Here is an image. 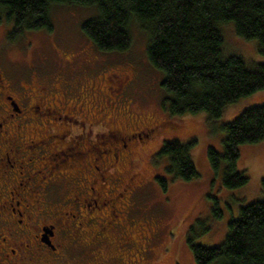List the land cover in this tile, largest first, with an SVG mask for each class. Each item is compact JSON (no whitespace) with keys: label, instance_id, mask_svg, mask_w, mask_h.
Listing matches in <instances>:
<instances>
[{"label":"flooded vegetation","instance_id":"1","mask_svg":"<svg viewBox=\"0 0 264 264\" xmlns=\"http://www.w3.org/2000/svg\"><path fill=\"white\" fill-rule=\"evenodd\" d=\"M1 63L0 264H155L165 220L137 214L146 179L130 166L162 123L131 127L142 117L112 100L118 88L124 124L99 114L108 100L94 81L79 87L65 70L16 79Z\"/></svg>","mask_w":264,"mask_h":264},{"label":"rangeland","instance_id":"2","mask_svg":"<svg viewBox=\"0 0 264 264\" xmlns=\"http://www.w3.org/2000/svg\"><path fill=\"white\" fill-rule=\"evenodd\" d=\"M50 15L51 31L42 29L18 33L12 22L5 19L0 22L2 67L9 74L13 72L16 79L18 74L19 78L27 79L30 72L49 75L65 70L78 81L79 87L94 81L103 89L100 98L103 96L108 100V107L105 101L100 100L103 109L99 114L112 115L116 117L112 120L115 124L120 121L124 124L127 116L122 117L116 103L111 104L110 99L112 87L118 88L120 94L117 91L112 100L121 97L130 103L134 115L143 118L131 127L146 121L150 126L164 125L158 127L159 131L147 148L138 150L131 157L130 172L137 171L146 179L145 186L137 193L138 203L135 205L140 212L137 214L165 220L159 241L153 245L152 261L155 264H196L191 244L220 246L241 207L264 199V140L240 147L237 169L249 177L248 183L241 188H226L222 183L225 164L217 174L208 157L209 149L224 153V126L245 110L259 105L264 90L229 104L218 119L207 112L169 116L162 111L168 96L162 87L165 73L149 63L146 54L148 38L140 24L132 23V44L126 51L103 52L82 30L85 22L97 16L96 7L53 4ZM221 30L225 57L241 56L251 68L264 64V55L259 51L257 40L238 36L232 23L222 25ZM74 68L79 71L74 72ZM174 140L192 143L191 157L197 167L198 178L183 181L167 172L168 162L159 157V151L166 142ZM158 178L165 182L162 184Z\"/></svg>","mask_w":264,"mask_h":264},{"label":"trees","instance_id":"3","mask_svg":"<svg viewBox=\"0 0 264 264\" xmlns=\"http://www.w3.org/2000/svg\"><path fill=\"white\" fill-rule=\"evenodd\" d=\"M53 4L96 7L97 16L82 30L103 52L126 51L132 23L140 24L148 38L149 63L165 73L163 103L172 116L207 112L218 119L229 104L264 90V64L251 68L241 56L225 57L221 30L232 23L238 36L257 40L264 55V0H0V22H12L18 33L51 31ZM223 129L224 153L209 149V161L217 174L225 164L226 188H241L249 177L237 169L240 147L264 140V96ZM191 145L174 140L159 151L175 179L199 177ZM191 248L196 264H264V199L241 207L223 244Z\"/></svg>","mask_w":264,"mask_h":264}]
</instances>
